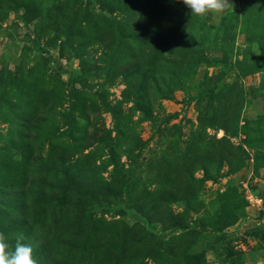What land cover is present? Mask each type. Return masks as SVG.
<instances>
[{
	"label": "rangeland",
	"instance_id": "374dc122",
	"mask_svg": "<svg viewBox=\"0 0 264 264\" xmlns=\"http://www.w3.org/2000/svg\"><path fill=\"white\" fill-rule=\"evenodd\" d=\"M0 234L36 264H264V0H0Z\"/></svg>",
	"mask_w": 264,
	"mask_h": 264
},
{
	"label": "clouds",
	"instance_id": "9594fccd",
	"mask_svg": "<svg viewBox=\"0 0 264 264\" xmlns=\"http://www.w3.org/2000/svg\"><path fill=\"white\" fill-rule=\"evenodd\" d=\"M190 14L203 16L211 11H221L229 6V0H183ZM17 237L14 248L10 247L5 236L0 234V264H36L32 247L21 243Z\"/></svg>",
	"mask_w": 264,
	"mask_h": 264
}]
</instances>
